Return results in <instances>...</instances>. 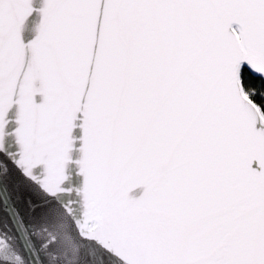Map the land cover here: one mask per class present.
I'll return each instance as SVG.
<instances>
[{
  "label": "snow or ice",
  "instance_id": "obj_1",
  "mask_svg": "<svg viewBox=\"0 0 264 264\" xmlns=\"http://www.w3.org/2000/svg\"><path fill=\"white\" fill-rule=\"evenodd\" d=\"M0 264H264V0H0Z\"/></svg>",
  "mask_w": 264,
  "mask_h": 264
}]
</instances>
